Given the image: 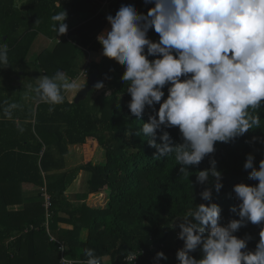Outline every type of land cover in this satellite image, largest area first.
I'll return each instance as SVG.
<instances>
[{"label":"trees","instance_id":"16d2710c","mask_svg":"<svg viewBox=\"0 0 264 264\" xmlns=\"http://www.w3.org/2000/svg\"><path fill=\"white\" fill-rule=\"evenodd\" d=\"M57 1L61 4L57 5ZM102 1L27 0L22 12L17 13L15 0H0V45H8L7 67L15 70L20 80L29 78L32 64L39 66L38 70L43 67L45 75L46 71L61 70L75 76L84 68L90 76L98 69L100 81L111 90V95L102 94L92 100L97 91L93 87L83 101L70 102L66 97L65 103L49 111V105L39 100L37 106L35 102L23 103V90L29 86L15 77L10 78L8 87L2 86L7 82L1 84L0 119L9 122L0 123V264H60L62 253L79 261L75 264H83L87 259L84 252L89 248L104 264H125L127 255L143 250L146 252L139 254V264H154L158 251L168 257L160 264H177L176 252L183 241L177 238L180 229L171 224L178 222L177 216L184 215L194 203H208L199 195L208 185L196 183V172L210 166V157L206 156L198 166H190L188 175H180L174 154L154 157L156 150L148 145L146 137L135 135L147 122L151 109H146L143 122L130 114L127 103L131 97L125 91L127 84L120 80L123 66L104 56L101 62L89 60L91 52L101 50L97 36L108 24L107 15L99 12ZM126 3L144 13L151 7L144 0H120L117 10ZM62 11L67 18L87 16L88 20L54 48L43 45L37 57L30 60L32 46L40 35L56 41L51 16ZM16 31L21 34L12 39ZM148 36L154 41L159 39L151 29ZM164 91L166 97V87ZM5 103H15L19 108L5 115ZM258 112L264 126V107ZM167 131L174 144L182 142L178 128ZM253 136L264 138V130H252L231 143L218 142L211 154L223 177V187L219 193L213 190L212 201L221 208V224L238 218L230 211L237 203L233 185L257 183L248 179L250 169L243 168L248 153L255 156L257 167L264 157V144L246 142ZM75 145L82 147L84 162L69 168L70 146ZM97 149L103 160L94 162ZM81 171L90 173L89 191L82 204L73 205L66 191ZM25 184L32 190H25ZM45 188L51 202L48 210L42 196ZM14 204H24V209L8 211V206ZM47 221L51 233L43 225ZM60 223L73 228H61ZM32 225L34 228L26 231ZM85 230L88 236L82 239ZM259 231L260 226L248 223L235 235L251 236L248 249L254 250ZM60 239L65 252L60 250ZM193 255L199 258L201 253L197 250Z\"/></svg>","mask_w":264,"mask_h":264},{"label":"clouds","instance_id":"9594fccd","mask_svg":"<svg viewBox=\"0 0 264 264\" xmlns=\"http://www.w3.org/2000/svg\"><path fill=\"white\" fill-rule=\"evenodd\" d=\"M144 4L151 5L146 13L134 4H121L115 15L106 16L110 28L97 40L101 54L124 68L120 80L131 97L130 114L142 121L146 109H151L135 135L146 137L156 150L153 156L174 154L180 175H188L190 166L210 157V166L196 172V183L208 185L199 194L208 203H194L171 224L180 229L177 238L183 241L176 252L177 264H264V157L257 167L255 156L247 154L243 168L250 169L248 179L257 183L233 185L237 203L230 211L238 218L227 224H221V208L212 202L213 190L219 193L223 187V177L211 158L216 143L264 130L258 112L264 107V0H144ZM66 19L65 11L51 16L57 37L67 33ZM150 29L158 40L149 38ZM9 64L8 48L0 46V68ZM84 86L58 70L41 77L33 91L53 111L65 103L66 93H78ZM94 87L104 89L103 81ZM17 107L7 105L3 112L10 116ZM170 128H178L182 142H172ZM246 142L264 144V138L253 136ZM248 223L260 226L254 250L248 249L251 236L235 235ZM197 250L199 258L193 255ZM84 255L83 264H102L94 249H86ZM167 259L163 251L153 258L154 264Z\"/></svg>","mask_w":264,"mask_h":264},{"label":"crops","instance_id":"0c3cea01","mask_svg":"<svg viewBox=\"0 0 264 264\" xmlns=\"http://www.w3.org/2000/svg\"><path fill=\"white\" fill-rule=\"evenodd\" d=\"M119 1L120 0H103L101 3H100V7H99V12H101V13H104V14H106V15H109V14H112V15H114V13H115V11L117 10V8H118V4H119ZM125 1V0H124ZM27 2V0H22V3H21V5H18L17 4V0H15V8H16V10H17V13H20V12H22L21 11V7L23 6V4L24 3H26ZM57 5H60L61 4V1H57V3H56ZM130 4V3H129ZM80 16H78V17H73V18H67L66 19V21H65V23H67V25H68V31H67V33L66 34H64V35H60V36H58V37H55L56 38V41L54 40V41H51L50 39H48L47 37H45V36H42V35H40L39 37H38V39H37V41H36V43L32 46V49H31V53H30V60H34L36 57H37V54L40 52V46H43V45H47L46 43H48V44H56V43H59V42H61L62 40H64V39H67L68 38V34H69V32L71 31V30H73V29H75L77 26H79L82 22H85L86 20H88L87 19V16H86V18L85 19H81V17L79 18ZM22 27V26H21ZM110 28V25L109 24H107L106 25V27L103 29V30H105V29H109ZM22 30V29H21ZM21 30H19V31H21ZM19 31H16V33L14 34V35H12L11 37H12V39H14L15 37H17V35H19V34H21ZM5 39H6V36H5ZM50 40V41H49ZM5 45V44H4ZM7 45V44H6ZM0 46H3V45H0ZM55 46V45H54ZM7 48H8V45L6 46ZM102 49V48H101ZM98 54V52H91L90 53V58H89V60H91V59H94L95 60V55H97ZM32 55V56H31ZM96 61V60H95ZM38 67L39 66H37V68L35 67V65L34 64H32V66H30V68L28 69L30 72H31V75L29 76V80H30V82H32L33 84H34V87L36 86V83H37V81L41 78V77H43L44 76V74L43 73H41L39 70H38ZM42 69H43V67H42ZM84 68H82L75 76H72V75H67L68 76V78H69V80L70 81H76L78 84H81V85H83V84H85L87 81H88V74H87V72L85 71V70H83ZM44 70V69H43ZM14 72H15V70H12L10 67H7V68H3V76H2V78H0V86H1V84L2 83H4V79H6L8 82L9 81H11L10 80V78L11 77H15L16 78V80H20V77L19 76H17V75H15L14 74ZM33 72V73H32ZM44 72H45V70H44ZM64 72V71H63ZM46 73L48 74V76H51V75H53L54 73H48L47 71H46ZM85 73H86V76H85ZM21 74L22 73H20V76H21ZM32 78H34V79H32ZM3 80V82H1ZM83 81V82H82ZM85 81V82H84ZM28 84V83H27ZM27 84H25L26 86H27ZM1 88V87H0ZM33 89L34 88H31V87H29V91L28 90H26L30 95L29 96H31L32 97V99H31V102L30 103H33V102H35V106H37V101H38V99H37V97H36V93L33 91ZM3 91H4V93L6 94V90L5 89H3ZM0 92H1V89H0ZM77 95H78V93H76ZM66 95V97H67V93L65 94ZM77 95H75V97H74V100H75V98H76V96ZM3 98V97H2ZM2 98H0V102H1V100H2ZM67 99L69 100L70 98H68L67 97ZM73 100V101H74ZM70 102H73V101H71V100H69ZM40 102V101H39ZM28 103H29V101H28ZM7 105H10L9 103L8 104H6L5 103V106L4 107H6ZM3 107V108H4ZM19 108V107H18ZM17 109V108H16ZM16 109H14V110H16ZM1 113V112H0ZM0 117H3L1 114H0ZM2 122H4V123H7V122H9V119H6V120H2V119H0V123H2ZM15 122H16V124L18 125L19 124V120L18 119H16L15 120ZM2 129V124H1V127H0V131H2L1 130ZM77 147H79V146H77ZM80 148V147H79ZM71 149H73V147L72 146H70V154L69 155H71L72 154V151H71ZM97 160H96V162H99V161H102L103 160V156H102V154H101V152L99 151L98 152V154H97ZM77 165H79V164H77ZM73 165H71V161L68 159V167L69 168H71ZM82 173V175H80ZM83 174H84V171H81L80 173H79V175H78V177L75 179V181L70 185V187L67 189V191H66V193L68 194V195H70V193H72L73 192V190H76L77 189V194H79L81 191H82V189H81V187L79 188V187H77V180H79L80 178H82L83 177ZM23 187H24V189L25 190H27V191H31L32 190V188L30 187V185H27V184H25V185H23ZM23 205L22 204H14V205H10V206H8V211H18V210H23L24 209V207H22ZM60 227H65L66 229H72L73 228V225H70V224H66V223H60ZM88 234V232L85 230V231H83L82 232V239H85V236Z\"/></svg>","mask_w":264,"mask_h":264},{"label":"rangeland","instance_id":"374dc122","mask_svg":"<svg viewBox=\"0 0 264 264\" xmlns=\"http://www.w3.org/2000/svg\"><path fill=\"white\" fill-rule=\"evenodd\" d=\"M21 3H22V0H17V4L18 5H21ZM127 4H129V3H126L125 5H127ZM18 16H19V14H18ZM46 44H48V43H46ZM54 45L55 44H49V47L52 49V48H54ZM3 46H7L6 44L5 45H3ZM42 50V46H40V51ZM102 53V49L98 52V54L97 55H95V60L97 61V62H101V60H102V58H103V55L101 54ZM32 56V55H31ZM82 58H79V60H81ZM78 60V61H79ZM93 60V59H92ZM82 61H84L83 59H82ZM39 71L41 72V73H43L44 75H45V73H44V70L42 69V68H40L39 69ZM33 73V72H32ZM20 82H22V85H25V84H27V86H29V87H31V88H34V84L32 83V82H30L29 81V79L28 78H26V77H23L21 80H19ZM1 82H3V80L1 81ZM4 82H7V83H5V84H2V86L3 87H8V81L6 80V79H4ZM10 82V81H9ZM83 82V81H82ZM85 82V81H84ZM28 91H29V89H28ZM9 92H7V94H8ZM108 93H110V94H108ZM102 94L103 95H111V90L110 89H108L107 87H104V89H100V90H97L92 96V100H95L98 96H102ZM30 94L26 91V90H23V97H24V99H23V103H25V104H29V105H33V103H28V101L30 100L31 101V99H32V97L31 96H29ZM75 95H77L76 94V92H68L67 93V97L68 98H70L69 100H71V101H73L74 100V97H75ZM73 147V149H71V151H72V154L71 155H68V158L67 159H69L70 161H71V165H73L72 166V168L73 167H75V166H77V164H82L84 161H83V159H82V147H77V145H75V146H72ZM97 154H98V149L96 150V152H95V155H94V157H93V161L94 162H96V160H97ZM80 175H82V173L80 174ZM89 178H90V173L89 172H87V171H84V174H83V177L82 178H80L79 180H77V187H81V189H82V191L79 193V194H77V189L76 190H73V192L72 193H70V195H68L67 193V196H68V199H69V201L73 204V205H80V204H82L86 199H87V194H88V191H89V183H88V181H89ZM23 206L22 207H24V204H22ZM60 226V225H59ZM62 228V227H61ZM63 228H65V227H63ZM52 231V230H51ZM87 236L88 235H86L85 236V239L87 238ZM60 241L61 242H63L64 243V241L63 240H61L60 239ZM2 264H6L5 262H2Z\"/></svg>","mask_w":264,"mask_h":264},{"label":"built area","instance_id":"2783aa9c","mask_svg":"<svg viewBox=\"0 0 264 264\" xmlns=\"http://www.w3.org/2000/svg\"><path fill=\"white\" fill-rule=\"evenodd\" d=\"M85 76H86V73H85ZM42 196L45 198V207L48 210L49 206L51 205V202H50V195L48 194L46 188L43 189ZM49 222L50 221H47L43 225H45L48 228L49 233H51L50 232V229H49ZM32 228H34L33 225L30 228L26 229V231H28L29 229H32ZM54 240H56V239H54ZM59 245H60V250L62 252H65V245H64V243L63 242H59ZM145 252H146V250H143L142 253H131V254L127 255L124 258V263H126V264H139V261H140L139 260V254H145ZM61 256H62L61 259H60V263L61 264H75V263L78 262V260L70 259L68 257H65L64 256V253H62ZM102 264H104V262H102Z\"/></svg>","mask_w":264,"mask_h":264},{"label":"water","instance_id":"95a60500","mask_svg":"<svg viewBox=\"0 0 264 264\" xmlns=\"http://www.w3.org/2000/svg\"><path fill=\"white\" fill-rule=\"evenodd\" d=\"M22 73V72H21ZM100 81L99 78V70L96 69L94 70V72L89 76L88 81L85 83V86L83 89H81L78 92V95L76 96L74 102L75 103H79L80 101H83L84 99H86V97L88 96V94L91 92V90L93 89L94 85Z\"/></svg>","mask_w":264,"mask_h":264}]
</instances>
